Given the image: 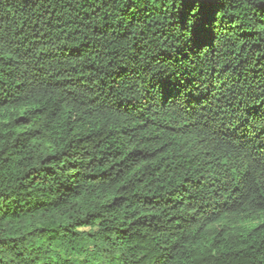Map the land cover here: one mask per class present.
<instances>
[{
	"label": "trees",
	"instance_id": "obj_1",
	"mask_svg": "<svg viewBox=\"0 0 264 264\" xmlns=\"http://www.w3.org/2000/svg\"><path fill=\"white\" fill-rule=\"evenodd\" d=\"M0 264H264V0H0Z\"/></svg>",
	"mask_w": 264,
	"mask_h": 264
}]
</instances>
